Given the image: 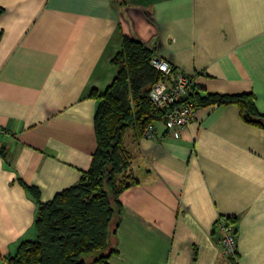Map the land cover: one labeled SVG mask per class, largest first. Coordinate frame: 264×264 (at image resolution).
<instances>
[{"label":"crops","instance_id":"obj_1","mask_svg":"<svg viewBox=\"0 0 264 264\" xmlns=\"http://www.w3.org/2000/svg\"><path fill=\"white\" fill-rule=\"evenodd\" d=\"M0 264L33 239L37 203L75 184L97 140L98 98L122 35L194 77L199 90L253 92L264 113V0H0ZM127 132L137 182L111 264H264V128L238 105L196 108L180 130ZM235 219L237 259L221 248Z\"/></svg>","mask_w":264,"mask_h":264},{"label":"trees","instance_id":"obj_2","mask_svg":"<svg viewBox=\"0 0 264 264\" xmlns=\"http://www.w3.org/2000/svg\"><path fill=\"white\" fill-rule=\"evenodd\" d=\"M154 55L155 49L147 43L122 35L121 48L112 58L116 67L112 82L100 93L91 91L98 98L94 115L97 146L89 169L48 201L40 199L37 187L23 183L37 203L36 235L21 241L5 264H111L123 211L120 195L137 182L125 143L127 132L133 129L137 137L145 136L149 124L165 113L149 98L152 84L164 77L151 63ZM183 100L197 107L236 104L245 121L264 128V113L257 108L253 92L202 93L192 85ZM220 219L233 226L237 235L235 219Z\"/></svg>","mask_w":264,"mask_h":264},{"label":"built area","instance_id":"obj_3","mask_svg":"<svg viewBox=\"0 0 264 264\" xmlns=\"http://www.w3.org/2000/svg\"><path fill=\"white\" fill-rule=\"evenodd\" d=\"M151 63L164 74V77L152 84L149 98L157 108L165 109L159 121H162L168 130H180L195 118L197 106L192 101L183 99L187 98L188 88L192 85L197 86V83L193 76L173 66L160 55L155 54ZM3 131L4 129L0 127V133ZM145 137L156 138L155 122L145 129ZM217 225L224 232L221 240L224 254L227 258L237 259V235L233 231V226L225 225L221 219Z\"/></svg>","mask_w":264,"mask_h":264}]
</instances>
